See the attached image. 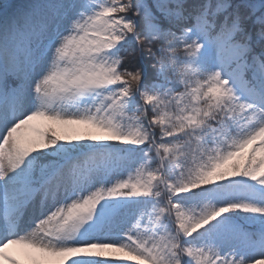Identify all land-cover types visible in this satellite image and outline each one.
Wrapping results in <instances>:
<instances>
[{"label": "snow or ice", "instance_id": "6c2138e0", "mask_svg": "<svg viewBox=\"0 0 264 264\" xmlns=\"http://www.w3.org/2000/svg\"><path fill=\"white\" fill-rule=\"evenodd\" d=\"M0 264H264V0H2Z\"/></svg>", "mask_w": 264, "mask_h": 264}, {"label": "rangeland", "instance_id": "374dc122", "mask_svg": "<svg viewBox=\"0 0 264 264\" xmlns=\"http://www.w3.org/2000/svg\"><path fill=\"white\" fill-rule=\"evenodd\" d=\"M0 2H2V0H0ZM7 2H12V0H7ZM22 2H24V0H22ZM127 63H128L129 67H132L134 64L137 63V61H136L135 57L129 56Z\"/></svg>", "mask_w": 264, "mask_h": 264}]
</instances>
